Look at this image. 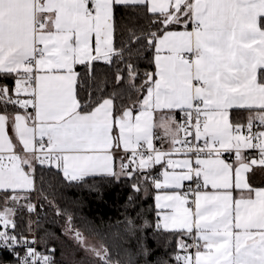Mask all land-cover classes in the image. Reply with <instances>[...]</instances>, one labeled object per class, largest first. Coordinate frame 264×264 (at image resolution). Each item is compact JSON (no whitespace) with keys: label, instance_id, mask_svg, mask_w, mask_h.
<instances>
[{"label":"snow or ice","instance_id":"1","mask_svg":"<svg viewBox=\"0 0 264 264\" xmlns=\"http://www.w3.org/2000/svg\"><path fill=\"white\" fill-rule=\"evenodd\" d=\"M0 264H264V0H0Z\"/></svg>","mask_w":264,"mask_h":264},{"label":"trees","instance_id":"2","mask_svg":"<svg viewBox=\"0 0 264 264\" xmlns=\"http://www.w3.org/2000/svg\"><path fill=\"white\" fill-rule=\"evenodd\" d=\"M119 191L118 188L107 190L102 201L98 200L95 195L88 196V194L85 193L90 205L86 211L90 214L103 216L106 221L110 220L111 222H115L117 219H122L124 197L118 196ZM149 204H151V201L144 204V209H148ZM152 215V213H149L147 218H151ZM149 244L155 246L154 240L150 239Z\"/></svg>","mask_w":264,"mask_h":264}]
</instances>
